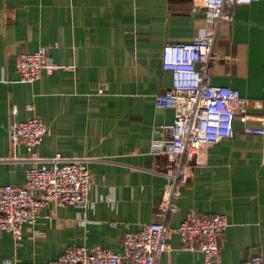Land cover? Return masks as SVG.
Masks as SVG:
<instances>
[{"label":"crops","instance_id":"1","mask_svg":"<svg viewBox=\"0 0 264 264\" xmlns=\"http://www.w3.org/2000/svg\"><path fill=\"white\" fill-rule=\"evenodd\" d=\"M205 13L203 0H0V185H22L26 169L39 163L32 154L86 158L91 178L85 209L48 205L32 227L22 225L19 242L0 234V264H48L71 245L118 252L125 231L152 222L172 230L156 264H203L175 231L190 208L228 221L214 264L264 258V141L242 133L264 111V0L235 6L232 21L218 25L208 65L211 83L235 87L247 100L234 137L204 146L176 212L164 218L157 206L169 160L150 145L158 126L173 121L171 108L153 102L170 86L161 49L190 41L206 26ZM41 46L56 71L20 82L17 53ZM32 114L46 126L42 142L12 145L8 127ZM111 193L113 204L105 201Z\"/></svg>","mask_w":264,"mask_h":264},{"label":"built area","instance_id":"2","mask_svg":"<svg viewBox=\"0 0 264 264\" xmlns=\"http://www.w3.org/2000/svg\"><path fill=\"white\" fill-rule=\"evenodd\" d=\"M258 1L203 0L206 12L204 29L190 41L164 44L161 49V67L169 73L170 86L155 95L153 102L157 109L171 108L173 121L158 126V137L152 139L150 150L167 155L169 160L157 203L164 218L177 211L175 200L188 180L190 169L204 162V146L234 137L235 115L243 110L247 100L235 87L211 83L208 65L215 60L212 47L218 25L232 21L231 12L235 6ZM14 67L23 83L52 75L57 68L48 46L17 53ZM104 88V84H99L97 93L102 94ZM26 109L33 110L30 105ZM261 117L259 125L244 126L242 133L260 136L264 141V111ZM45 132L46 126L36 114H32L23 121L11 123L8 138L14 146L34 148L42 142ZM32 157L39 163L26 169L22 185H0V234H10L15 243L21 240L22 225L32 227L38 213L48 205H71L82 210L90 204L91 178L86 158L61 159L56 156L40 160L34 154ZM105 201L113 204L114 194L106 196ZM81 217L83 222L84 216ZM227 226L223 214H202L190 208L175 231L183 249L197 252L203 264H214L219 261V244ZM171 231L165 223L143 224L134 233H123L118 252L99 245H71L48 264H156L168 249ZM1 264L11 262L3 260ZM243 264H264V258L256 254Z\"/></svg>","mask_w":264,"mask_h":264}]
</instances>
